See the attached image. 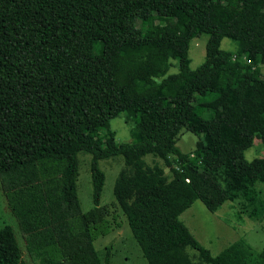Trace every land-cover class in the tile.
Here are the masks:
<instances>
[{
    "label": "trees",
    "instance_id": "trees-1",
    "mask_svg": "<svg viewBox=\"0 0 264 264\" xmlns=\"http://www.w3.org/2000/svg\"><path fill=\"white\" fill-rule=\"evenodd\" d=\"M202 33L204 60L191 68L189 44ZM225 37L234 50L220 47ZM170 58L177 71L167 74ZM263 64L264 0H0V183L31 258L99 264L94 240L119 225L108 217L117 206L147 264H264V248L243 239L211 254L179 219L196 199L212 212L261 201L264 157L243 151L254 139L264 146ZM120 113L132 141L110 129ZM179 126L202 135L193 153L177 146ZM79 153L90 155L87 211ZM117 156L115 201L100 205L98 162ZM0 264H26L8 224Z\"/></svg>",
    "mask_w": 264,
    "mask_h": 264
},
{
    "label": "rangeland",
    "instance_id": "rangeland-1",
    "mask_svg": "<svg viewBox=\"0 0 264 264\" xmlns=\"http://www.w3.org/2000/svg\"><path fill=\"white\" fill-rule=\"evenodd\" d=\"M134 23L141 27L143 19L135 16ZM208 35L202 33L191 39L188 49L189 66L197 67L205 56V43ZM222 49L234 50L235 43L225 37L221 40ZM161 56L167 57L165 53L160 52ZM171 66L167 74L177 71V60L170 58ZM260 71L264 75V64L260 65ZM189 110V109H188ZM207 115L205 111L202 112ZM132 122L125 118L124 113L110 120V129L115 132V137L119 141L129 142L133 140ZM176 139L177 146L184 152H194L195 145L201 134H194L184 126L177 127L172 131ZM243 157L246 160L264 157V146L258 140L254 139L253 144L243 151ZM145 162L152 166L158 164L162 166L166 177L171 178V172L165 165L164 161L151 154L144 157ZM79 166L76 181V192L79 198L80 207L83 211L93 207L92 201V184L90 177V155L78 154ZM99 168L104 172L105 179L100 197V205H111L114 202L112 194L113 184L119 170L123 167L121 156L111 157L99 160ZM254 189L259 192L261 201L247 203L242 198H235L225 201L215 212L209 211L203 202L199 199L194 202L183 212L180 213L179 219L186 225L194 238L205 248L209 249L211 254L215 255L230 243L243 239L253 250L259 251L264 248V184L256 182ZM115 212L108 216L109 219L115 218L119 225H113L112 229L106 234L98 236L94 240V247L100 257L99 264H106L104 257L108 247L107 264H147L142 252L131 234L126 218L122 211L116 206ZM8 224L13 228L17 243L21 251V257L26 264H37L29 255L26 249L25 241L17 219L11 213L7 206L6 198L0 183V228ZM191 258L198 261V254L193 248L187 247Z\"/></svg>",
    "mask_w": 264,
    "mask_h": 264
}]
</instances>
